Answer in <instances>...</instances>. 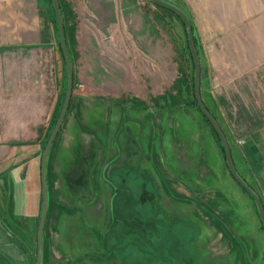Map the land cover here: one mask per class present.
Instances as JSON below:
<instances>
[{
    "label": "rangeland",
    "instance_id": "374dc122",
    "mask_svg": "<svg viewBox=\"0 0 264 264\" xmlns=\"http://www.w3.org/2000/svg\"><path fill=\"white\" fill-rule=\"evenodd\" d=\"M166 1L188 11L184 0ZM58 2L73 71L65 127H78L85 145L94 144L82 189L57 190L45 169L41 263L264 264L256 206L231 176L194 100L193 61L179 16L151 0ZM52 10L51 0H0V38L14 44L0 47V64L9 62L12 72L0 87L8 86L14 119L22 118L20 105L31 108L30 126L18 140L3 141L0 119V154H32L46 129L40 162L64 102L67 76ZM189 19L197 31V18ZM207 65L208 102L201 97L264 205V63L244 70L230 64L231 77ZM29 188V225L16 224L19 241L32 242L34 264L32 182ZM37 194L38 222L40 176Z\"/></svg>",
    "mask_w": 264,
    "mask_h": 264
},
{
    "label": "crops",
    "instance_id": "0c3cea01",
    "mask_svg": "<svg viewBox=\"0 0 264 264\" xmlns=\"http://www.w3.org/2000/svg\"><path fill=\"white\" fill-rule=\"evenodd\" d=\"M184 3L188 11L184 7L183 10L188 17L191 15L197 18V31L193 29L199 39L200 90L204 100L208 102V93L202 84L205 79L203 70L207 64H214L220 75L231 77L230 64H235L236 70H244L264 63V0H184ZM9 46H14L12 41L0 38V47ZM8 65L9 62H5L4 66L0 64V83L7 80L12 73ZM6 89L0 87V119L4 127L3 141L11 142L18 140V136L25 135L23 128L30 126L31 108L20 105L17 109L22 118L14 119L12 110L14 105L6 96ZM215 101L219 106L220 101L218 99ZM24 119L27 122L23 121ZM65 122L64 119L51 146L50 165L47 161L48 177L55 179L53 184H57L52 185V189L56 186L57 190L65 188L69 191H78L82 189L81 185L84 184L87 175L86 169L89 167V159H92L91 150L94 142L86 141L85 145L78 127L73 131L68 124L65 127ZM45 132L46 129L41 138L32 143V154H14L13 150L10 154L8 151L5 155L0 154V165L10 161L8 165L0 166V264H30L32 242L25 246L19 241L21 235L18 233L19 227L16 223L26 221L29 225L28 203L25 200L32 182L35 189L32 192L35 201L33 226L35 225L37 230L36 219L39 211L37 179L39 180L40 176L38 152ZM79 149L82 150V154L76 153ZM114 153L116 151L111 154ZM89 173V181L92 182L93 170ZM81 176L84 179H81ZM2 201L4 204H1ZM9 222L11 226L7 224Z\"/></svg>",
    "mask_w": 264,
    "mask_h": 264
},
{
    "label": "water",
    "instance_id": "95a60500",
    "mask_svg": "<svg viewBox=\"0 0 264 264\" xmlns=\"http://www.w3.org/2000/svg\"><path fill=\"white\" fill-rule=\"evenodd\" d=\"M154 4L166 8L172 12H174L179 18L182 20L186 32V37L188 41V46L190 50V54L193 61V93H194V99L196 101V104L201 110L203 116L208 120L212 128L214 129L216 136L218 137L223 153L224 158L226 162V166L231 174V176L234 178V180L247 192V194L252 198L260 221H261V227L264 230V205L263 202L259 196V194L256 192L254 188L244 179V177L239 173V171L236 168L235 163L233 162V157L230 149L229 141L227 140L226 134L220 125L218 123V120L216 117L211 113V111L207 108L205 102L203 101L201 97V90H200V59L198 55V50L195 44L194 39V32L192 28V23L188 17V15L184 12L182 8L179 6H176L175 4L166 1V0H151ZM52 8L57 20L58 24V31H59V42H60V49L62 52V56L64 59V65L66 70V78H67V85H66V91H65V98L64 102L62 104L60 113L56 119V122L50 132V135L47 139V142L45 144V147L42 152L41 161H40V186H41V211L40 216L37 224V230H36V257L34 264H42V255H43V232H44V224L47 216L48 211V193H47V180H46V170L47 169V161L49 157V153L51 150V146L53 144V141L55 140V137L58 133V129H60L65 115L67 113L69 102L72 95V87H73V71H72V65L71 60L67 48V42L65 37V30H64V23H63V17L61 14V9L59 7L58 0H51Z\"/></svg>",
    "mask_w": 264,
    "mask_h": 264
},
{
    "label": "trees",
    "instance_id": "16d2710c",
    "mask_svg": "<svg viewBox=\"0 0 264 264\" xmlns=\"http://www.w3.org/2000/svg\"><path fill=\"white\" fill-rule=\"evenodd\" d=\"M158 6V5H157ZM160 7V6H159ZM161 8H163V7H161ZM164 9H166V8H164ZM166 10H168V9H166ZM170 11V10H169ZM172 12V11H171ZM174 13V12H173ZM61 50V49H60ZM63 57V56H62ZM195 100V99H194ZM196 102V101H195ZM197 105V104H196ZM207 106V105H206ZM208 108V107H207ZM199 109V108H198ZM209 109V108H208ZM210 110V109H209ZM211 111V110H210ZM202 113V112H201ZM212 113V112H211ZM213 114V113H212ZM203 115V114H202ZM214 115V114H213ZM215 116V115H214ZM205 118V117H204ZM205 120L208 122V120L205 118ZM209 123V122H208ZM210 124V123H209ZM212 127V126H211ZM213 129V128H212ZM214 130V129H213ZM222 148V147H221Z\"/></svg>",
    "mask_w": 264,
    "mask_h": 264
}]
</instances>
